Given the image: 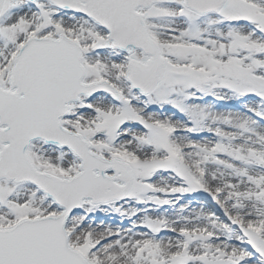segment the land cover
Here are the masks:
<instances>
[{"label":"snow or ice","instance_id":"obj_1","mask_svg":"<svg viewBox=\"0 0 264 264\" xmlns=\"http://www.w3.org/2000/svg\"><path fill=\"white\" fill-rule=\"evenodd\" d=\"M0 264H264V0H0Z\"/></svg>","mask_w":264,"mask_h":264}]
</instances>
